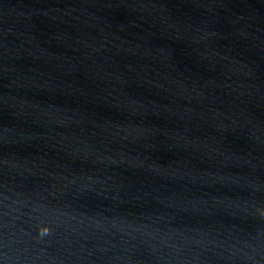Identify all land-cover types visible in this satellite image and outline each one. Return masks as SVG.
I'll return each instance as SVG.
<instances>
[{"label": "water", "instance_id": "95a60500", "mask_svg": "<svg viewBox=\"0 0 264 264\" xmlns=\"http://www.w3.org/2000/svg\"><path fill=\"white\" fill-rule=\"evenodd\" d=\"M0 264H264V0H0Z\"/></svg>", "mask_w": 264, "mask_h": 264}]
</instances>
